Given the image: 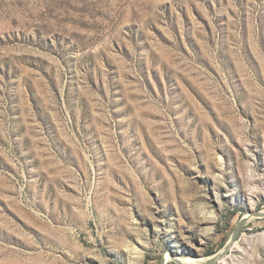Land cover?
<instances>
[{
	"label": "rangeland",
	"instance_id": "374dc122",
	"mask_svg": "<svg viewBox=\"0 0 264 264\" xmlns=\"http://www.w3.org/2000/svg\"><path fill=\"white\" fill-rule=\"evenodd\" d=\"M263 210L264 0H0V264H264Z\"/></svg>",
	"mask_w": 264,
	"mask_h": 264
},
{
	"label": "water",
	"instance_id": "95a60500",
	"mask_svg": "<svg viewBox=\"0 0 264 264\" xmlns=\"http://www.w3.org/2000/svg\"><path fill=\"white\" fill-rule=\"evenodd\" d=\"M253 215H256V216H264V212L263 211H255V212H252ZM245 222V218H242L236 225V228L233 232V235L231 237V240H233L237 234L239 233V230H240V227L243 225V223Z\"/></svg>",
	"mask_w": 264,
	"mask_h": 264
},
{
	"label": "bare ground",
	"instance_id": "6f19581e",
	"mask_svg": "<svg viewBox=\"0 0 264 264\" xmlns=\"http://www.w3.org/2000/svg\"><path fill=\"white\" fill-rule=\"evenodd\" d=\"M263 212H264V210H263ZM252 216V213H248V214H246V217H251ZM233 247V246H232ZM199 262H201V261H199ZM203 262V261H202Z\"/></svg>",
	"mask_w": 264,
	"mask_h": 264
}]
</instances>
